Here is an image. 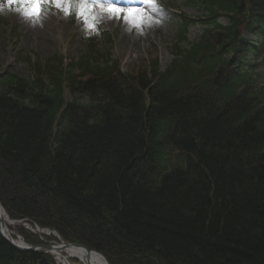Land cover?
<instances>
[{
	"label": "trees",
	"instance_id": "obj_1",
	"mask_svg": "<svg viewBox=\"0 0 264 264\" xmlns=\"http://www.w3.org/2000/svg\"><path fill=\"white\" fill-rule=\"evenodd\" d=\"M183 4L200 17L178 18L166 70L154 58L122 72L105 35L68 64L0 77V203L13 221L109 264H264V0ZM0 264L57 263L0 234Z\"/></svg>",
	"mask_w": 264,
	"mask_h": 264
},
{
	"label": "rangeland",
	"instance_id": "obj_2",
	"mask_svg": "<svg viewBox=\"0 0 264 264\" xmlns=\"http://www.w3.org/2000/svg\"><path fill=\"white\" fill-rule=\"evenodd\" d=\"M160 2L169 19L163 27L151 30L145 37L137 38L127 34L117 21L102 26L100 41L105 40V35L110 36L112 58L119 63L121 70L126 74L139 73L145 64L154 58H158L161 70H166L174 59L172 46L177 34L176 16L183 14L191 18L200 17L198 12L186 8L183 0H160ZM201 35L200 25L190 28V41L198 40ZM93 38L95 37L90 39ZM90 39H84L73 17L63 19L59 15H50L43 29H33L16 14L0 16V77L14 73L19 77L28 78L33 72L28 64L29 61H46L55 56L63 58L68 64L84 54L86 41ZM66 100H71L68 92H66ZM24 226H26L24 223L17 225L13 232L22 239L24 237L20 235L19 228H24L26 232L34 235ZM35 236L40 240L37 235ZM46 241L50 244L57 243L54 238ZM72 264L77 263L73 261Z\"/></svg>",
	"mask_w": 264,
	"mask_h": 264
},
{
	"label": "clouds",
	"instance_id": "obj_3",
	"mask_svg": "<svg viewBox=\"0 0 264 264\" xmlns=\"http://www.w3.org/2000/svg\"><path fill=\"white\" fill-rule=\"evenodd\" d=\"M113 4L118 8L109 7ZM9 13L18 15L33 29H43L50 15L73 17L84 39L99 38L102 26L111 21H117L127 34L141 38L163 27L169 19L160 0H64L62 4L42 6L28 0H0V16Z\"/></svg>",
	"mask_w": 264,
	"mask_h": 264
},
{
	"label": "bare ground",
	"instance_id": "obj_4",
	"mask_svg": "<svg viewBox=\"0 0 264 264\" xmlns=\"http://www.w3.org/2000/svg\"><path fill=\"white\" fill-rule=\"evenodd\" d=\"M18 223H14L9 217L6 210L0 203V229L4 235L14 241L16 245L23 246L26 244L23 239L13 232ZM27 228L35 235L39 236L42 243H46V239L54 238L57 241L56 250H52L49 255L57 262L62 264H72L75 261L77 264H108L107 260L99 253H89L86 250L74 246H66L64 240H59V234L53 233L51 230L41 227H32L27 225ZM54 244V245H55ZM72 261V262H71Z\"/></svg>",
	"mask_w": 264,
	"mask_h": 264
},
{
	"label": "water",
	"instance_id": "obj_5",
	"mask_svg": "<svg viewBox=\"0 0 264 264\" xmlns=\"http://www.w3.org/2000/svg\"><path fill=\"white\" fill-rule=\"evenodd\" d=\"M39 227V226H38ZM0 234L1 236L6 239L16 250L20 251V252H30V253H38V254H49L52 250H56V245H49V244H43L41 246H30L27 244H24L23 246H18L16 245V243L14 241H12L11 239L7 238L4 233L2 232V230L0 229ZM60 237V236H59ZM59 240L62 242L61 237L59 238ZM66 246H74V247H78V248H82L84 250H86L89 253H94L92 252L90 249L81 246V245H77V244H65ZM68 264V263H66Z\"/></svg>",
	"mask_w": 264,
	"mask_h": 264
},
{
	"label": "snow or ice",
	"instance_id": "obj_6",
	"mask_svg": "<svg viewBox=\"0 0 264 264\" xmlns=\"http://www.w3.org/2000/svg\"><path fill=\"white\" fill-rule=\"evenodd\" d=\"M11 2H15V0H11ZM28 2L29 3H34V4L38 5V6H42V5L46 4V3H48V4H51V3L62 4V3H64V0H28ZM93 2H94V0H93ZM109 7H111L112 9L118 8V6L115 5V4L110 5ZM82 11H83V9H82Z\"/></svg>",
	"mask_w": 264,
	"mask_h": 264
}]
</instances>
